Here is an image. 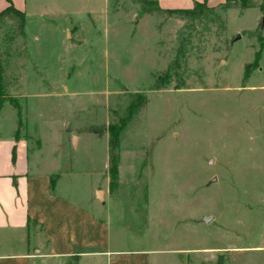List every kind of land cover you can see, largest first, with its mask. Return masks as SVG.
I'll return each instance as SVG.
<instances>
[{
  "label": "rangeland",
  "instance_id": "374dc122",
  "mask_svg": "<svg viewBox=\"0 0 264 264\" xmlns=\"http://www.w3.org/2000/svg\"><path fill=\"white\" fill-rule=\"evenodd\" d=\"M263 1L240 11L219 0L212 9L196 0H27L20 49L14 26L0 25L18 76L7 95L21 107L16 138L33 137L30 148L40 141L59 194L142 238L128 248L189 251L172 256L179 264H264ZM132 94L146 103L121 135L111 184L108 134L88 130L117 125ZM1 119L3 130L17 122L7 102ZM95 189L111 199L105 213L90 204Z\"/></svg>",
  "mask_w": 264,
  "mask_h": 264
},
{
  "label": "crops",
  "instance_id": "0c3cea01",
  "mask_svg": "<svg viewBox=\"0 0 264 264\" xmlns=\"http://www.w3.org/2000/svg\"><path fill=\"white\" fill-rule=\"evenodd\" d=\"M26 14L27 0H10ZM221 1V2H220ZM223 5L225 0H219ZM213 0H196L212 9ZM220 4V5H221ZM7 7L0 3V11ZM180 10V9H177ZM26 20V18H25ZM26 28V22H25ZM67 35L68 28L63 30ZM0 109V264H179L172 256L189 251L128 248L142 238L129 235L123 225L114 230L110 214H97L57 192V175L46 170L41 143L30 148L33 137L16 138V119L3 130ZM76 148L80 136L76 137ZM97 189V188H96ZM95 189V190H96ZM90 204L108 209L103 195ZM174 260V261H173Z\"/></svg>",
  "mask_w": 264,
  "mask_h": 264
},
{
  "label": "trees",
  "instance_id": "16d2710c",
  "mask_svg": "<svg viewBox=\"0 0 264 264\" xmlns=\"http://www.w3.org/2000/svg\"><path fill=\"white\" fill-rule=\"evenodd\" d=\"M7 1V7L0 11V25L4 22L11 23L14 26L13 35L20 40L21 43L25 39V13L14 8L10 0ZM204 4H197L195 8L202 6ZM205 6V5H204ZM232 6H238L239 10H246L253 6V0H225V3L222 5V9L228 10L232 8ZM259 10L264 16V1L259 5ZM181 11H175V13H180ZM185 14L187 11H183ZM18 45L20 49L23 46L22 44ZM20 53V52H18ZM20 54L16 55V61L19 59ZM9 55L1 51L0 49V109L2 108L4 103H8L16 112L17 116V129L22 126L21 123V107L18 101L12 97H8L9 94L8 89L13 85H17V77L13 76L12 73L9 72L10 63H9ZM171 80L170 73L166 75L165 79L160 81L156 80L155 90L162 89L169 81ZM146 103V96L144 94H132L129 96V102L125 110V114L123 116L118 117L117 125H109L107 128L104 126L101 127H91L88 132L93 133L99 137H102L105 133L108 134V147H109V165H108V175L110 183H116L117 175H118V167H119V153H120V140L122 133L126 130L128 125L130 124L133 117L144 107ZM18 131V130H17ZM55 179L51 178L50 180V190L52 191L54 188ZM215 264H223V262L218 261Z\"/></svg>",
  "mask_w": 264,
  "mask_h": 264
},
{
  "label": "water",
  "instance_id": "95a60500",
  "mask_svg": "<svg viewBox=\"0 0 264 264\" xmlns=\"http://www.w3.org/2000/svg\"><path fill=\"white\" fill-rule=\"evenodd\" d=\"M264 27V18L261 19V27H260V30ZM100 195V192L97 193V196L99 197ZM202 222H206V223H209L211 221L210 218H203L201 220Z\"/></svg>",
  "mask_w": 264,
  "mask_h": 264
}]
</instances>
